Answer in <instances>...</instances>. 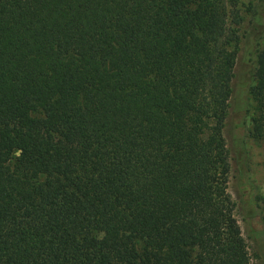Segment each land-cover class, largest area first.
<instances>
[{"label": "trees", "instance_id": "1", "mask_svg": "<svg viewBox=\"0 0 264 264\" xmlns=\"http://www.w3.org/2000/svg\"><path fill=\"white\" fill-rule=\"evenodd\" d=\"M237 5L0 0V264H249L224 129L241 147L250 107L264 141V44Z\"/></svg>", "mask_w": 264, "mask_h": 264}, {"label": "rangeland", "instance_id": "2", "mask_svg": "<svg viewBox=\"0 0 264 264\" xmlns=\"http://www.w3.org/2000/svg\"><path fill=\"white\" fill-rule=\"evenodd\" d=\"M237 8L239 9L238 13L241 18L239 34L246 33V41L249 42L252 37L256 36V33H259L260 39L258 44L260 48L264 44V0H238ZM243 43L244 42L240 44L234 66L233 85L235 89H238V87L241 86V82L246 76L247 67L244 62V52L245 50H248V48L245 47L244 49ZM249 111L250 113L248 114V117H246L244 124L245 132L241 136L243 140L241 147L233 145V142L231 141V130L233 129L232 124L229 125L227 123L224 129L225 143L230 158L227 193L235 204L234 216L246 244L249 264H261L264 261V255L260 253V246H262V243H260L259 246L257 243H254L247 238V233L242 222L245 205L241 203L239 190H241V195H246L249 194L248 192L250 191V188L247 189L248 185H246V183V189L243 187L241 188L240 185H238V166L244 165L247 168V184L254 188L259 206L264 207V141L256 140L248 134V130L250 129V107ZM236 117L237 115H232L231 122H233Z\"/></svg>", "mask_w": 264, "mask_h": 264}]
</instances>
